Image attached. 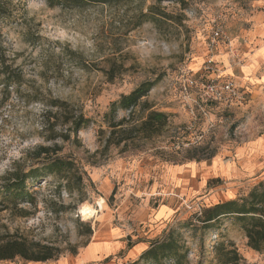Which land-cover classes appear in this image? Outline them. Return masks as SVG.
Listing matches in <instances>:
<instances>
[{
  "label": "rangeland",
  "instance_id": "obj_1",
  "mask_svg": "<svg viewBox=\"0 0 264 264\" xmlns=\"http://www.w3.org/2000/svg\"><path fill=\"white\" fill-rule=\"evenodd\" d=\"M0 61L14 75L6 81L0 73V243H38L56 255L47 262L16 257L0 264H73L89 242L97 251V240L113 228L127 232L129 241L147 243L173 231L186 251L184 264H223L221 245L236 251L237 264H264V252L247 247L233 217L209 228L198 221L204 207L243 197L264 180V0H126L78 7L0 0ZM156 78L140 103L119 110L116 120L137 124L148 110L163 112L162 134L144 144L104 148L109 128L103 115L110 104ZM195 78L231 81L242 100L206 103L187 87ZM79 114L90 122L74 138L66 121ZM39 146L59 149L57 155L73 163L68 188L47 176L28 184L33 203L13 204L3 187L13 174L36 165ZM189 152L196 158L188 160ZM189 161L212 165L196 175L199 181L211 175L206 189L186 196L181 209L160 222L172 211L162 206L153 216L149 208L166 196L160 179L167 169L153 168ZM212 179L219 182L208 186ZM121 257L111 260L121 264Z\"/></svg>",
  "mask_w": 264,
  "mask_h": 264
},
{
  "label": "trees",
  "instance_id": "obj_2",
  "mask_svg": "<svg viewBox=\"0 0 264 264\" xmlns=\"http://www.w3.org/2000/svg\"><path fill=\"white\" fill-rule=\"evenodd\" d=\"M126 0H46L49 7L55 6H82L84 4H112ZM183 2V0H158ZM152 16L158 15L152 12ZM149 20V16H145ZM0 73L4 75L6 81L13 80L14 75L11 69L0 61ZM11 76V77H10ZM160 81L159 78L141 82L136 88L126 95H121L117 101L110 104L108 111L103 115V121L109 128L108 137L105 139L104 148L110 146L118 147L121 144L127 146L142 142L143 144L154 137L162 134L167 125V115L163 112L148 110L144 118L139 123H131L129 119L116 120L119 110L130 111L137 106L141 99ZM62 103H55L54 106L62 109ZM89 119L81 114L71 116L67 119L69 123L68 131L74 138L78 133L86 128ZM62 140H68V135H58ZM56 151L59 149H55ZM54 149L39 146L34 151L33 159L36 165H31L27 171L17 172L6 183L3 189L6 191L9 201L13 204L28 202L33 203V197L28 191L30 182L38 181L47 176H55L65 181L64 187L68 188L69 179L66 174L73 170V163L59 157ZM194 153H188L187 159H195ZM197 160V159H196ZM198 161V160H197ZM217 179L207 182V185L218 183ZM233 217L240 225L246 238V245L255 252H264V180L255 184L249 192L239 198L218 202L209 207H204L198 217V221L209 228L214 226L220 218ZM88 233L91 231L88 229ZM131 246L130 243L127 244ZM218 260L223 264H237L238 255L234 249H226L221 245L218 250ZM16 257L29 262H47L56 257L53 249L39 245L38 243H26L23 240L10 239L0 243V261H11ZM172 261L174 264H184L186 251H183L176 235L169 230L161 239L150 241L149 247L130 264L140 262H152L158 264L162 261Z\"/></svg>",
  "mask_w": 264,
  "mask_h": 264
},
{
  "label": "crops",
  "instance_id": "obj_3",
  "mask_svg": "<svg viewBox=\"0 0 264 264\" xmlns=\"http://www.w3.org/2000/svg\"><path fill=\"white\" fill-rule=\"evenodd\" d=\"M216 60L222 61L220 56H218ZM248 166H250V163L248 164ZM211 167V164H207L204 162L189 161L183 164H165L153 168L167 169L165 176L160 179L161 188L162 191H164L163 194L166 196L163 195V200L157 208H149V214H153V216H155L160 207H168L172 211V214L166 219L162 217L159 220L160 222L167 223L169 219L181 209L182 203L180 201L184 202L185 197L190 196L192 192L198 193L203 189H206V179L211 177V175L204 177L202 181H199L196 175L200 173V169H211ZM149 169H152V167H149ZM169 169L172 170L169 171ZM190 169H197L198 172L195 174V176L190 173ZM173 177H176V179H178L179 184L175 183V181L172 179ZM160 183L158 182V185ZM170 184L174 185L173 188H171ZM217 190L218 189L215 187L210 190L209 194H212ZM113 230L114 228L104 232L102 237L97 240L98 242L95 243L98 246L97 251L90 249L92 242H89L81 250L77 258H75L73 264H116V262L112 261L111 259L119 254H122V257L119 260L121 264H130L131 262L135 261L141 255V253H143L149 247L150 239L149 243L144 241L133 242L128 240L129 235L127 232L125 233L122 229H119L117 233H113ZM105 243H108L110 245L108 251H105L104 249ZM128 243L131 244L130 247L127 246Z\"/></svg>",
  "mask_w": 264,
  "mask_h": 264
},
{
  "label": "built area",
  "instance_id": "obj_4",
  "mask_svg": "<svg viewBox=\"0 0 264 264\" xmlns=\"http://www.w3.org/2000/svg\"><path fill=\"white\" fill-rule=\"evenodd\" d=\"M214 37H219V31L214 30ZM212 60L208 61V64L212 63ZM187 87L195 89L198 92V96L210 104H227L230 100L234 98H238V100H242V97L239 96V91L237 87L231 81H224L222 83H218L216 81H203L197 82L195 79H190L187 81Z\"/></svg>",
  "mask_w": 264,
  "mask_h": 264
}]
</instances>
